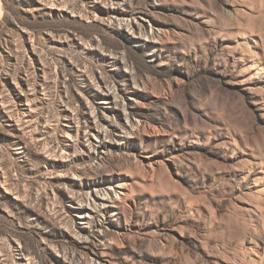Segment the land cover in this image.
Wrapping results in <instances>:
<instances>
[{
    "label": "rangeland",
    "instance_id": "374dc122",
    "mask_svg": "<svg viewBox=\"0 0 264 264\" xmlns=\"http://www.w3.org/2000/svg\"><path fill=\"white\" fill-rule=\"evenodd\" d=\"M0 264H264V0H0Z\"/></svg>",
    "mask_w": 264,
    "mask_h": 264
},
{
    "label": "bare ground",
    "instance_id": "6f19581e",
    "mask_svg": "<svg viewBox=\"0 0 264 264\" xmlns=\"http://www.w3.org/2000/svg\"><path fill=\"white\" fill-rule=\"evenodd\" d=\"M259 200H260V199H259ZM233 213H234L235 215H237L236 210H234ZM226 226H227V225H226ZM241 233H242V232H241Z\"/></svg>",
    "mask_w": 264,
    "mask_h": 264
}]
</instances>
